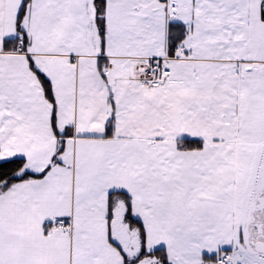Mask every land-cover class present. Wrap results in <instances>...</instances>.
<instances>
[{
	"label": "snow or ice",
	"instance_id": "snow-or-ice-1",
	"mask_svg": "<svg viewBox=\"0 0 264 264\" xmlns=\"http://www.w3.org/2000/svg\"><path fill=\"white\" fill-rule=\"evenodd\" d=\"M0 264H264V0H0Z\"/></svg>",
	"mask_w": 264,
	"mask_h": 264
}]
</instances>
